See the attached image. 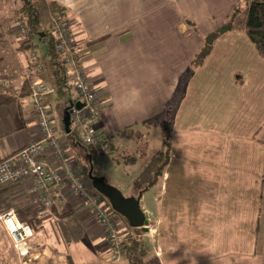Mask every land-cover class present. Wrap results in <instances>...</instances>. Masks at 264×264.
I'll use <instances>...</instances> for the list:
<instances>
[{
  "label": "crops",
  "instance_id": "crops-1",
  "mask_svg": "<svg viewBox=\"0 0 264 264\" xmlns=\"http://www.w3.org/2000/svg\"><path fill=\"white\" fill-rule=\"evenodd\" d=\"M56 1L70 13L77 57L103 103L95 126L114 145L115 135L135 125L146 127L167 113L205 37L237 7L236 24L243 27L249 8L245 0ZM37 52L43 55L42 48ZM28 59L20 58L22 73L11 81L12 101L0 100V163L41 138L30 83L38 78L53 82L49 69L38 72ZM64 87L66 92L46 99L57 136L55 144L45 145L43 160L60 167L56 155L61 153L81 176L87 156L82 130L68 119L78 97L72 84ZM171 130L172 156L163 180L141 199L158 226L163 251L151 249L159 263L264 264V57L244 30L216 40L212 54L187 82ZM154 141L141 142L149 156L160 149V141ZM33 185L31 179L0 185V201L38 210ZM55 190L59 199L50 211L59 217L77 213L87 240L77 237L54 250L47 247L54 256L47 264H127L113 259L91 207L68 185Z\"/></svg>",
  "mask_w": 264,
  "mask_h": 264
},
{
  "label": "trees",
  "instance_id": "trees-1",
  "mask_svg": "<svg viewBox=\"0 0 264 264\" xmlns=\"http://www.w3.org/2000/svg\"><path fill=\"white\" fill-rule=\"evenodd\" d=\"M245 3L249 8L243 27L236 24V19L241 13V8L237 7L229 15L228 20L223 25L205 37L202 50L192 60L191 67L184 78H182L181 85L179 83V88L183 87L177 89V91L180 90L179 102H181L182 94L188 80L192 77L194 71L200 68L212 54L215 42L221 35L230 31L244 30L253 42L259 55L264 57V0H245ZM5 8L9 9L10 13L5 12ZM55 20L67 24L71 21L67 7L59 4L56 0H49L47 8L44 11V16H42L39 11L37 0H0V100H3L1 104H8L12 101L8 92L12 89L11 81L17 79L22 73V66L19 62L20 58L24 56L29 58L28 63H32L33 67L36 68L38 64H43L44 69L47 68L50 70V77L53 82V85H51L56 91L62 92L65 88L64 86L68 83V78L70 76V67L62 54L57 50L58 41L54 32ZM189 24L196 30L195 23L189 22ZM18 26H23L26 29V33L15 34L13 29ZM45 42H47V44H44ZM39 44L43 45V55L37 52ZM33 53L37 54L36 58H33ZM173 102L175 103V100ZM75 103H78V98L75 100ZM100 135L105 139L102 145L108 147L107 154H113V142L103 133H100ZM80 144L87 156L82 167V174L81 176L79 175V178L86 183L87 193L92 198H102L104 200L111 218L115 219L117 222V219H121L125 222L126 230L124 231L119 228L121 238L123 239L122 259H124L127 264H146L149 255V246L147 241L143 238V230L132 229L124 217L112 210L109 201L93 188L88 175L91 167H93V175L98 176L96 165L99 156L94 148L86 146L84 143ZM172 147V130L169 128L167 134L162 139L161 149L148 157L140 175L132 182L131 193L133 196H143L151 188L159 184L172 156ZM131 157H133L132 163H135L137 157L135 155ZM13 204L12 200L0 201V209L1 211L15 209L14 211L22 223L30 225L35 234L39 229L38 234L40 237L45 235L43 241L39 245H36L44 246L46 243L54 250L58 244L52 246L45 240L49 233H47L45 229V223L49 218L47 216L48 213L40 215L38 210L20 207L15 208ZM91 209L93 210L94 219L96 221L95 209L92 207ZM96 225L98 228L101 227L97 221ZM104 232L106 236V231L104 230ZM75 236L78 237V231H75ZM50 238L53 239L55 236L53 235ZM31 243L35 244L34 239ZM107 244L111 247L109 243Z\"/></svg>",
  "mask_w": 264,
  "mask_h": 264
},
{
  "label": "built area",
  "instance_id": "built-area-1",
  "mask_svg": "<svg viewBox=\"0 0 264 264\" xmlns=\"http://www.w3.org/2000/svg\"><path fill=\"white\" fill-rule=\"evenodd\" d=\"M54 22V32L58 41L57 50L70 67L68 83L73 85L78 97V103L72 104L68 110L70 122L74 128L82 130L84 145L94 148L98 156L107 155L108 147L102 145L105 139L95 126L102 116L103 103L97 97L92 81L77 57L69 24L60 23L58 20ZM20 31L23 34L26 33L23 26L20 27ZM36 56L37 54L33 53V58ZM36 70L42 72L43 64H38ZM55 92V88L43 79L31 81L30 101L38 120L41 138L0 163V185L18 184L26 179L33 180L34 185L30 188V193L39 198L40 215L47 214L57 203L59 193L55 189L68 185L86 207L95 209L96 221L106 231V242L111 245L113 259L118 261L122 258L123 251V239L119 232L121 227L109 216L104 200L92 198L87 193L86 183L79 178L80 171L68 166L61 153L56 155L62 164L60 167L49 165L43 160L45 145L51 142L56 143L57 132L52 127V118L46 106V99ZM0 223L18 255L27 258V264L38 263L30 257V253L33 254V252L39 253L33 254L35 256L49 257V260L53 258L47 247L44 250H37L33 246L35 245L31 243L35 238L33 228L22 223L14 210L0 212ZM42 251L44 252L41 253Z\"/></svg>",
  "mask_w": 264,
  "mask_h": 264
},
{
  "label": "rangeland",
  "instance_id": "rangeland-1",
  "mask_svg": "<svg viewBox=\"0 0 264 264\" xmlns=\"http://www.w3.org/2000/svg\"><path fill=\"white\" fill-rule=\"evenodd\" d=\"M38 1V8L41 12L42 16H44V11L47 8L49 0H37ZM30 4V3H29ZM244 8V6H243ZM7 13H10V10L5 8L4 10ZM20 27H15L13 29L15 34H20ZM44 50L43 45L39 44V48ZM22 65V62H19ZM182 82V79L179 83ZM179 92L177 91L175 94V103H171L168 107L167 113H163L157 119V121L148 122L146 127L143 125L139 128L138 125L133 126L128 132H122L124 135L116 136L115 145H114V152L113 154H107L104 156H99L97 159L96 171L97 175L100 177L105 178L107 183L113 185L114 187L118 188L126 197L130 196L131 193V183L140 175L141 171L143 170L145 163L148 159L149 152L145 153L142 151V146L144 140H154L155 145L158 141H160V149L162 144L163 137L167 134V130L173 126V120L175 118V113L180 106V96ZM179 97V99H178ZM181 119V118H180ZM145 127V128H144ZM140 131V132H139ZM147 135V138L144 136ZM159 144V142H158ZM159 149V150H160ZM158 150V151H159ZM157 151V152H158ZM116 154V161L114 156ZM136 156L137 160L135 163H132L131 156ZM227 172V171H225ZM164 177V176H163ZM163 177L161 181L163 180ZM192 180V179H191ZM160 181V182H161ZM159 182V183H160ZM135 196V195H134ZM146 195L145 200L149 198ZM76 200V197H75ZM148 205H151L150 201H147ZM49 214H53L52 217H49L45 223V229L47 231V237L45 238L46 241L49 242L52 246L59 243H67L69 241H77L75 236V231H78V237L82 240H87L86 235L83 236L82 226L80 225L81 219L77 213H69L68 216L63 215L62 217L57 216L54 212L49 211ZM120 220L121 219H117ZM1 224V223H0ZM125 225V222L123 221ZM123 224L119 223L121 229L123 230ZM148 227L149 232H144V239L147 241L149 246V255L146 260V264H160L158 259L155 257V253L152 252L153 247H156L157 252L162 253V244L159 240L158 235V226L155 222V218L148 219ZM37 233L35 234L34 243L33 245L37 250H44L46 247H51L48 244H44V246H38L42 241L43 237H40ZM55 236V238L51 239V236ZM92 242H96L93 240ZM38 244V245H36ZM42 245V244H41ZM147 246V247H148ZM175 246L173 249L177 251ZM152 248V249H151ZM42 251L41 253H43ZM40 253V254H41ZM33 254L37 255L38 252H33ZM30 253V257L33 259L34 262H38L36 264H47L49 262V257H39L35 256ZM53 256V255H52ZM54 257V256H53ZM62 257H59V259ZM53 259V258H52ZM0 264H27V258H22L16 252V249L13 248L12 241L10 237L6 234L2 226L0 225Z\"/></svg>",
  "mask_w": 264,
  "mask_h": 264
},
{
  "label": "water",
  "instance_id": "water-1",
  "mask_svg": "<svg viewBox=\"0 0 264 264\" xmlns=\"http://www.w3.org/2000/svg\"><path fill=\"white\" fill-rule=\"evenodd\" d=\"M68 119L69 115H68ZM94 168L91 167L89 179L93 188L103 195L110 203L112 210L124 217L132 229H142L148 233V215L141 207L142 195L126 197L118 188L107 183L105 178L93 175Z\"/></svg>",
  "mask_w": 264,
  "mask_h": 264
}]
</instances>
